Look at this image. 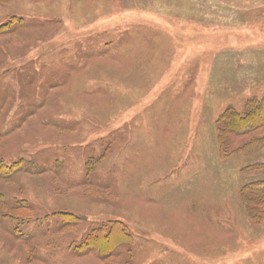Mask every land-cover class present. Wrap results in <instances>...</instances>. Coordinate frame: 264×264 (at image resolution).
Returning a JSON list of instances; mask_svg holds the SVG:
<instances>
[{
	"label": "rangeland",
	"instance_id": "374dc122",
	"mask_svg": "<svg viewBox=\"0 0 264 264\" xmlns=\"http://www.w3.org/2000/svg\"><path fill=\"white\" fill-rule=\"evenodd\" d=\"M251 98L264 0L0 1V264H264V127L216 125Z\"/></svg>",
	"mask_w": 264,
	"mask_h": 264
},
{
	"label": "trees",
	"instance_id": "16d2710c",
	"mask_svg": "<svg viewBox=\"0 0 264 264\" xmlns=\"http://www.w3.org/2000/svg\"><path fill=\"white\" fill-rule=\"evenodd\" d=\"M2 1V3L7 2L8 0H0ZM16 22H21L20 19H17L14 21V23ZM13 25L11 26H7L10 29L12 28ZM15 29V28H14ZM243 112L239 113L236 110H234L233 108H228L226 109L223 114L220 116V119H218V121L216 122V125L218 126L219 129V139L221 142L226 140V136L228 134H232V135H250L251 132L257 130L258 128H263L264 127V99L261 100H255V99H248L244 105H243ZM220 144V148L222 153L226 152V148L224 147L223 143H219ZM250 144V140L245 143L244 147H241V152L240 153H247L246 148L249 147ZM15 165H11V166H6L3 164H0V177L1 178H10V174H13L16 170L14 169ZM255 169V171L264 169V166H251V168ZM251 192L253 191H258V192H262L264 190V183L260 184L257 183V185H254L253 187H251ZM246 193V192H245ZM244 193V197L246 200V209L248 210L249 214L253 217L254 220L256 221H260L262 219H264V211H262L260 214L259 210H257L254 207L255 203H258L256 200H254L255 203H252L250 196L247 193V196ZM258 206V205H257ZM8 210L6 208V206H3V211L4 213H7L8 217L10 220H12L13 222H15L17 220V208H13L10 209L9 211H5ZM252 211H255V213H252ZM257 214V215H256ZM29 216V215H28ZM28 216H26V218H28ZM82 220L81 218H78L77 221ZM78 224V223H76ZM107 224L111 225V231L109 232V235L114 234V238L110 241L107 238L105 240H107V244H104L102 242H100L99 236H96L93 240L94 243L97 244L96 247V251H98L100 254H111V251L113 249H116L117 246H119L120 244H122V242L127 241V238H124L122 241L117 242V236H121V234H123V230L120 229L123 228L124 231L126 230L125 227L118 221L116 220H112V221H108ZM16 225H20L18 223H16ZM15 227V231L18 230V227ZM101 230H96L94 232H100ZM90 240V239H89ZM89 240H87L84 243V247H93V246H89ZM93 247V248H95Z\"/></svg>",
	"mask_w": 264,
	"mask_h": 264
},
{
	"label": "crops",
	"instance_id": "0c3cea01",
	"mask_svg": "<svg viewBox=\"0 0 264 264\" xmlns=\"http://www.w3.org/2000/svg\"><path fill=\"white\" fill-rule=\"evenodd\" d=\"M210 1H213V2H231V1H234V0H210ZM236 1V0H235Z\"/></svg>",
	"mask_w": 264,
	"mask_h": 264
},
{
	"label": "bare ground",
	"instance_id": "6f19581e",
	"mask_svg": "<svg viewBox=\"0 0 264 264\" xmlns=\"http://www.w3.org/2000/svg\"><path fill=\"white\" fill-rule=\"evenodd\" d=\"M104 3V2H103ZM108 5V3H106ZM115 5V4H114ZM112 6V5H111Z\"/></svg>",
	"mask_w": 264,
	"mask_h": 264
}]
</instances>
